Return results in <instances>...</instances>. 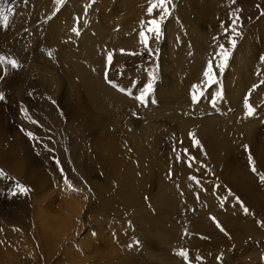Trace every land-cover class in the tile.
I'll list each match as a JSON object with an SVG mask.
<instances>
[{
	"label": "rangeland",
	"instance_id": "1",
	"mask_svg": "<svg viewBox=\"0 0 264 264\" xmlns=\"http://www.w3.org/2000/svg\"><path fill=\"white\" fill-rule=\"evenodd\" d=\"M151 2L0 0V264H264V0H171L159 38ZM38 204L77 205L69 231Z\"/></svg>",
	"mask_w": 264,
	"mask_h": 264
},
{
	"label": "bare ground",
	"instance_id": "2",
	"mask_svg": "<svg viewBox=\"0 0 264 264\" xmlns=\"http://www.w3.org/2000/svg\"><path fill=\"white\" fill-rule=\"evenodd\" d=\"M82 69L83 68H80V71L81 72H84ZM81 72H80L81 77L84 80H86V81L88 80L87 82H88V85H89L88 88H89L90 95H91L90 97H92L93 99H95L98 102V104L100 102V104L103 103L105 105H108L109 104V101L112 100V98H113L111 95H115V94H112L111 93V95H109L110 93L108 94V91L107 90H105L106 91L105 92L103 89H101V90H99V88L97 89V86L98 85L95 86L93 84V80L94 79L92 80V78H90V77H88L86 75H83ZM96 84H97V82H96ZM100 85L101 84H99V86ZM98 90L99 91H102L103 90L102 91L103 93H100ZM108 97L110 98V100L107 99ZM115 98H118V97L115 95V97L113 99H115ZM182 125L184 126L185 129H187L188 127L191 126V125H189L187 123L186 124H182ZM221 131L222 130H220V128L218 126H214V127L208 126V129L207 130H204L203 129L202 131H200V130L198 131V133L200 134L199 136L201 137V141L199 142V145L201 146L203 144L202 141H203L204 138L206 140L209 138L210 139L209 142H206L205 144L210 143V149L213 152H215V155L217 157V158L215 157L216 159H218V157L220 156V154H222L223 152H225L226 143H227V140L224 138V136L222 135ZM143 141H145L144 138L141 139V140H139V141H135V147L137 148V146H138V152H141V151H139L140 148H142V150L144 149L142 147V145H140V144H143ZM105 147L108 148L110 151H112L114 154L120 152L123 149V145L121 144V142L120 141L119 142L118 141L116 142V140L115 141H110L108 144L105 145ZM208 155H209V153H208ZM115 163H116V166H119V164H117L118 162L115 161ZM215 164H218V161L217 160H215ZM67 197H69V196H67ZM70 199L71 198L69 197L68 198V201ZM64 201H65V199H64ZM70 205H73V204H67L68 207H66V208H69L72 211V212H69L68 211L71 214V216H69L68 213H65L62 209L59 210V213H56L57 214L56 216H49V211L44 210L43 209L44 207L43 206H40V204H38V206L36 207V211L33 212V213H35L34 215H36V218H37V221L36 222H39V226H41L40 227L41 230H43L46 227H49V225H50V226H52V229H51V231L49 230V233L50 232L56 233V234L58 233L60 235V234H62V232L65 233V232L69 231L70 226L74 223L73 222V220H74L73 219V216H74V214L77 211V209H76L77 205H75L76 207H74V208L71 207Z\"/></svg>",
	"mask_w": 264,
	"mask_h": 264
},
{
	"label": "snow or ice",
	"instance_id": "3",
	"mask_svg": "<svg viewBox=\"0 0 264 264\" xmlns=\"http://www.w3.org/2000/svg\"><path fill=\"white\" fill-rule=\"evenodd\" d=\"M56 2L58 4H63L64 0H56ZM233 2H234V0H233ZM170 3H171V0H152L151 6L147 10L149 15H152L153 11L157 8L160 9L162 12L159 20L153 19V20L148 22L147 31L150 33H154L157 36V38H159V36L161 34V23L163 22V20L166 16L170 15V11L168 8V5ZM12 11L13 10L11 8H0V22H2L4 27H7L8 22H9L8 13H11ZM73 32H76L77 35L79 34V32L76 28H73ZM237 35H239V33H237ZM140 38H141V43H143L145 45V47H147L148 46V39H147L144 31L140 32ZM230 43L232 44V47L234 48L235 47V40L232 39L230 41ZM219 55L221 57V60H220L219 65H217V66L220 68V70L222 72L224 67L227 64V60L230 56V52L225 50L223 45H221ZM108 60H109V62H111V56L108 57ZM10 63L12 65V67H14V68L17 67L16 61H10ZM204 77H205V79L209 85L216 82L214 74H213V68H212V62L211 61L208 64L207 70L204 72ZM150 87L151 86L149 85V89H146V92L150 90ZM218 95H219V93H218ZM2 99H4V97L2 94H0V100H2ZM137 99H139L141 103L144 102L143 96L138 97ZM192 99H193V101H196L197 96L195 93L193 94ZM245 107L247 108V115L252 116L254 114V109L252 108L251 105L248 104L247 100L245 101ZM29 136H31L30 133H29ZM194 143L198 144V141H194ZM249 162L252 163L251 156L249 157ZM252 170H253V172H255L256 168L253 166ZM3 175H4V173L2 171H0V176H3ZM261 181L264 182V176L261 177ZM17 191L20 194L26 195L28 193L29 189L26 188L24 185L17 184ZM16 194H17V192L14 191L13 195H16ZM245 212H247V209H245ZM218 227H219V225H218ZM221 231H223V229H221ZM178 255L182 256L185 260H187V258H188L187 253L184 251H180L178 253Z\"/></svg>",
	"mask_w": 264,
	"mask_h": 264
},
{
	"label": "water",
	"instance_id": "4",
	"mask_svg": "<svg viewBox=\"0 0 264 264\" xmlns=\"http://www.w3.org/2000/svg\"><path fill=\"white\" fill-rule=\"evenodd\" d=\"M153 105H155L156 103L154 101L151 102Z\"/></svg>",
	"mask_w": 264,
	"mask_h": 264
}]
</instances>
